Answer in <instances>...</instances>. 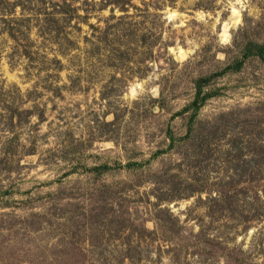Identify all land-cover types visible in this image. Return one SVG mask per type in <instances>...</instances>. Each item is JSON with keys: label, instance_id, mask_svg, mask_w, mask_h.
<instances>
[{"label": "rangeland", "instance_id": "rangeland-1", "mask_svg": "<svg viewBox=\"0 0 264 264\" xmlns=\"http://www.w3.org/2000/svg\"><path fill=\"white\" fill-rule=\"evenodd\" d=\"M0 264H264V0H0Z\"/></svg>", "mask_w": 264, "mask_h": 264}]
</instances>
